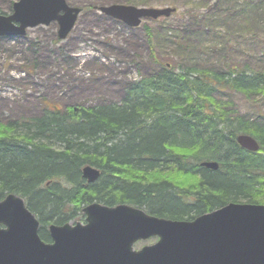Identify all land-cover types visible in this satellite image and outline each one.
<instances>
[{
  "label": "trees",
  "instance_id": "obj_1",
  "mask_svg": "<svg viewBox=\"0 0 264 264\" xmlns=\"http://www.w3.org/2000/svg\"><path fill=\"white\" fill-rule=\"evenodd\" d=\"M179 69L157 63L124 86L117 104L53 106L0 123V201L24 198L44 241L49 224L77 222L93 202L143 207L171 220H192L232 202L264 204V117L245 119L223 95L264 94V72ZM241 134L257 139L260 151L239 147ZM204 160L219 169L199 167ZM84 166L100 170L96 182L83 178ZM183 173L192 185L175 184L172 175Z\"/></svg>",
  "mask_w": 264,
  "mask_h": 264
},
{
  "label": "rangeland",
  "instance_id": "obj_2",
  "mask_svg": "<svg viewBox=\"0 0 264 264\" xmlns=\"http://www.w3.org/2000/svg\"><path fill=\"white\" fill-rule=\"evenodd\" d=\"M11 1L0 0L3 14L12 13L6 7ZM66 2L82 12L64 40L58 38L57 23L29 29L25 37L0 38V123L38 116L47 107L118 102L124 86L154 72L157 63L178 72L191 66L264 72V0ZM110 2L176 11L131 28L100 11ZM223 95L238 115L264 117V94ZM189 175L172 178L176 185L188 187L193 184ZM79 221L84 223V216ZM154 242L140 241L135 248Z\"/></svg>",
  "mask_w": 264,
  "mask_h": 264
},
{
  "label": "water",
  "instance_id": "obj_3",
  "mask_svg": "<svg viewBox=\"0 0 264 264\" xmlns=\"http://www.w3.org/2000/svg\"><path fill=\"white\" fill-rule=\"evenodd\" d=\"M100 10L131 28L143 19L168 18L175 12L120 4ZM81 11L66 0H19L11 15H0V37L24 36L28 29L57 22L58 38L64 40ZM237 142L249 151L259 150L249 135H239ZM201 166L219 168L214 161ZM82 175L94 183L100 171L86 166ZM83 213L85 224H51L47 243L25 200L7 195L0 201V264H264V206L229 203L191 221L155 217L128 204L92 203ZM153 237L158 238L154 244L134 249L138 241Z\"/></svg>",
  "mask_w": 264,
  "mask_h": 264
},
{
  "label": "bare ground",
  "instance_id": "obj_4",
  "mask_svg": "<svg viewBox=\"0 0 264 264\" xmlns=\"http://www.w3.org/2000/svg\"><path fill=\"white\" fill-rule=\"evenodd\" d=\"M136 81H138V80H136ZM133 82V81H132ZM124 92V91H123ZM123 95H124V93H123ZM122 98H123V96H122ZM122 98L118 101V102H109V103H102V104H110V105H112V104H117V103H120L121 101H122ZM20 119V118H19ZM245 119H247V120H251L250 118H245ZM238 137V136H237ZM237 137H236V142H237ZM254 138V137H253ZM255 139V138H254ZM256 141H257V143L259 144V150L257 151V152H252V151H249V150H247V149H244V148H242L239 144H238V142H237V144H238V146L239 147H241L242 149H244V150H246V151H248V152H252V153H258L259 151H260V149H261V146H260V143L258 142V140L257 139H255ZM204 161H201L200 163H199V167H201V168H205V169H208V168H206V167H202L201 165H202V163H203ZM208 170H212V169H208ZM200 174H201V172H199ZM197 176V175H196ZM241 204L242 205H246V206H253V205H260V206H264V204H261V203H256V202H254V203H252V202H241ZM143 208V207H142Z\"/></svg>",
  "mask_w": 264,
  "mask_h": 264
}]
</instances>
